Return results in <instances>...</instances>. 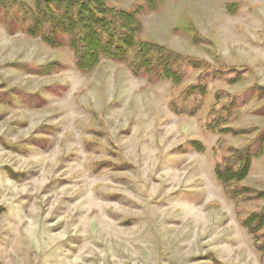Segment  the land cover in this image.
<instances>
[{
    "label": "rangeland",
    "instance_id": "374dc122",
    "mask_svg": "<svg viewBox=\"0 0 264 264\" xmlns=\"http://www.w3.org/2000/svg\"><path fill=\"white\" fill-rule=\"evenodd\" d=\"M16 2L0 0V264H264V0H106L192 58L176 83L111 57L81 72Z\"/></svg>",
    "mask_w": 264,
    "mask_h": 264
},
{
    "label": "trees",
    "instance_id": "16d2710c",
    "mask_svg": "<svg viewBox=\"0 0 264 264\" xmlns=\"http://www.w3.org/2000/svg\"><path fill=\"white\" fill-rule=\"evenodd\" d=\"M17 1L23 20L28 22L26 31L52 45H63L65 40L76 56V65L81 72L92 70L101 57H111L126 62L134 74H154L176 83L182 78L178 63L186 61L192 65V58L163 51L139 40L136 31L140 21L135 9L112 8L106 5V0H32V6L22 0ZM249 158L239 159L237 170H219L217 166L218 179L225 183L245 175ZM254 216L256 214L251 213L243 220V225L251 232ZM260 220L264 222V215Z\"/></svg>",
    "mask_w": 264,
    "mask_h": 264
}]
</instances>
